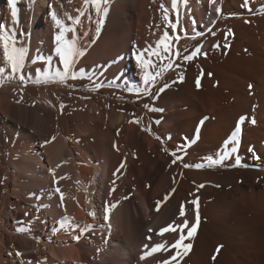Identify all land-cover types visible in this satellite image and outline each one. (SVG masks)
Masks as SVG:
<instances>
[{
    "label": "bare ground",
    "instance_id": "bare-ground-1",
    "mask_svg": "<svg viewBox=\"0 0 264 264\" xmlns=\"http://www.w3.org/2000/svg\"><path fill=\"white\" fill-rule=\"evenodd\" d=\"M15 6L14 24L0 0V32L26 51L13 72L0 43V264H177L180 233H157L185 220L179 264H264V0ZM53 15L82 52L77 79L58 75ZM44 157L72 170L59 209V194L45 197Z\"/></svg>",
    "mask_w": 264,
    "mask_h": 264
},
{
    "label": "snow or ice",
    "instance_id": "snow-or-ice-1",
    "mask_svg": "<svg viewBox=\"0 0 264 264\" xmlns=\"http://www.w3.org/2000/svg\"><path fill=\"white\" fill-rule=\"evenodd\" d=\"M103 0H91V4L92 7L95 8L97 14H99L101 12V4H102ZM213 2V0H210V3ZM245 2H247V0H245ZM9 5L11 6V18H12V22L15 24L18 22V10L16 8V0H8ZM89 3V0H85V4L87 5ZM176 6H177V0H172V8L173 11L176 10ZM161 7L163 8L164 6L161 5ZM216 12L219 15L222 12V9L220 7L216 8ZM164 19L167 20L168 16H167V12L165 11V15H164ZM53 20H55L56 26L60 29L59 33L56 35L55 40H56V54L59 56L60 59V63L63 66V72L59 73L58 75L60 76V80L63 81L65 79H67L69 76H71L72 79H77V76L75 75V73L70 72V69L72 68V65L74 63V59L76 56L82 55V52H80L76 46V41L73 38L71 41L66 39V33L72 31V29L65 27L61 21L59 19L56 18L55 15H53ZM75 22H79L78 20H76ZM102 22V21H101ZM247 22V21H246ZM173 28H175V25H171ZM5 26L4 25H0V29H3ZM167 40V33H165L164 36L161 37V40L159 43L161 44H165V51H168V46L165 43V41ZM0 43H2L3 45V55L5 57V59L7 60L8 64L10 65V68L13 72H15L18 68H22L24 66V58L26 55V51L23 47H17L16 46V42H15V38L14 36H11L9 34H7L6 32H0ZM198 54H200V48L197 47L194 51H192L189 55L183 57L184 60L186 61H190L192 60L195 56H197ZM177 55H179V53H177ZM204 55L206 56L207 54L204 53ZM35 62V61H34ZM168 67H171V64L168 65ZM182 77H181V82H182ZM197 87L199 88L200 86V81L199 79H197L196 81ZM103 85L101 84H97L96 88H100ZM165 88L167 87V85L164 86ZM251 85H249V88L251 89ZM161 92L164 91V88L160 89ZM64 106L61 105V108H63ZM147 107V105H146ZM150 110H158V111H163L162 109H150ZM243 119V118H241ZM131 122H138V121H131ZM157 123H159V121H157ZM240 123L238 122L235 128V131L232 135V139L235 140L236 138V134L240 132ZM55 137H52V140H54ZM51 141H46V143H50ZM233 151H235V149H233ZM176 161L173 160V163H175ZM185 167H192V165H184ZM203 165H195L194 167L196 168H200ZM236 166H240V161L236 160ZM121 167H123V163L121 164ZM115 175V173H114ZM200 187H203V185H200ZM56 191H59V189H57ZM111 194V193H110ZM168 199V196H165V200ZM61 200H63V196L61 197ZM159 201L157 202V207H159ZM193 205H197V200H193L192 201ZM116 205H112V207L114 208ZM108 207H105V216L104 219L107 222L109 217H108ZM91 215V214H90ZM179 215L181 217L185 216V209H184V205L182 204L180 207V213ZM67 219V218H65ZM197 223H194L191 225V227L189 228L188 232H187V238H191L197 229V225L199 223V214H198V209H197V217H196ZM189 222L187 220L184 221L183 224H179L176 225L175 223L169 224L166 227H163L159 230V232L157 233V235H163V233L172 231V232H179V239H177L175 241L174 244L171 245L172 248H175L176 254L173 255L171 257V260H176L177 264H179V261L177 260V257H179L180 259H183V256L188 254V250L191 248L190 244L187 245H182V241H184L186 239L184 233L185 228H188ZM89 228L91 227L90 225L88 226ZM18 231L23 232L25 231L24 228H19ZM152 230L149 229V232H151ZM77 239H79V237H77ZM146 239L151 240V236L146 237ZM164 245L163 244H157L152 246L150 251H147L145 253V255H142L140 258L141 260L146 258V255H151L152 253L160 250L161 248H163ZM149 246L145 245L144 249H148ZM181 248H183V251H181ZM222 248L221 246H218L216 249V252L219 253L220 249ZM213 259H215V257H213ZM162 264H168L167 261L162 262Z\"/></svg>",
    "mask_w": 264,
    "mask_h": 264
},
{
    "label": "rangeland",
    "instance_id": "rangeland-1",
    "mask_svg": "<svg viewBox=\"0 0 264 264\" xmlns=\"http://www.w3.org/2000/svg\"><path fill=\"white\" fill-rule=\"evenodd\" d=\"M24 4H25V0H16V5L17 6L23 7ZM4 17H5V15L3 14L2 17H1V22L4 19ZM0 25H1V23H0ZM0 31H1V29H0ZM53 142H55V139H54ZM53 142H51V143H53ZM51 143H49V144H51ZM73 150H74V153H77L76 150H80V149H77L75 147V145H74ZM13 162L15 164H19V163H22V160L21 159H19V160L13 159ZM43 163H44V168L43 169L41 168V169L48 176L47 177L48 178V183L46 184V187H45V197H49L50 193L53 192V191H54V193L59 194L62 197L63 196L62 193H64V189L65 188H71L72 185H73V182L71 181L73 175H72V170L69 169V167H68L69 164L58 163V168H57V164L56 163H54L53 161H50L49 159H47L45 157L43 158ZM26 164L27 165L29 164L28 166L31 167V169H33V170L38 168V166L33 161H29ZM59 164H61V165H59ZM62 164H63V166H62ZM55 166H56L57 169L55 168ZM59 166H61V167H59ZM53 169H56L58 172L56 170H53ZM58 174H59V176H57ZM49 176H51V177H49ZM53 181H54V183H52ZM69 181H70V183H69ZM52 185H53V187H52ZM57 189H59L58 192L56 191ZM59 195L58 196L56 195V196L58 197V199L59 198L61 199V197H59ZM58 199H57V203L56 204L58 205V209H59V207L62 206L63 202H62V200L59 201L60 199L59 200ZM58 201L61 202V203H59ZM63 201H64V199H63ZM52 206H53L52 202L51 203L47 202L45 207L49 210Z\"/></svg>",
    "mask_w": 264,
    "mask_h": 264
}]
</instances>
